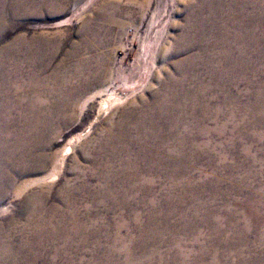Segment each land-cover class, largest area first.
<instances>
[{"label": "rangeland", "instance_id": "obj_1", "mask_svg": "<svg viewBox=\"0 0 264 264\" xmlns=\"http://www.w3.org/2000/svg\"><path fill=\"white\" fill-rule=\"evenodd\" d=\"M7 1H5L6 4L4 3L5 6ZM37 1L43 5H51L54 10L51 8V13L43 10L37 14L21 15L16 21H12L9 10L3 9L6 20H4V30L0 34V55L7 52V48L11 47L17 39L25 37L23 44L15 46L14 50L22 51L17 63L21 64V71L26 75L30 67L26 63L28 61L26 54L23 53L26 51L25 46L30 45L28 49H36L37 46L34 47L33 44H40L44 57L43 67L38 68L45 81L37 92L42 96L40 112L38 111L36 115L30 114L27 110L29 102L26 99L25 102L23 101L24 107L14 110L13 117L34 116L36 119L52 122L51 125L41 129L47 138L46 147L42 150L45 161L40 166L41 169L32 175L14 176V189L3 194L4 197L0 201V235L4 241L10 240L5 242L7 247L11 248L10 250L16 248L24 237L31 235L23 231L25 220L21 212L35 204L44 205L47 211L53 204L59 203L60 192L71 188L77 205L75 219L73 220L72 216L65 218L68 227H76L74 230L76 233L70 238V243L73 245L71 254L61 256L54 262L51 261L52 248L47 247L42 250L43 256L37 261H31V253H23L17 264H94V253L98 258L96 264H127L125 258L127 251H130L139 262L143 256L141 246L146 245V234L140 227L132 224L118 226L121 220H125L126 223L130 221L129 211L124 208L108 210L109 205L102 197L103 193L98 192L103 184L100 185L96 178L98 172L94 161L95 158L100 159L96 153L110 133L119 132L117 128L120 125L128 123L129 126H133L138 122V113L148 109V105L152 102V95L159 88L160 82L165 80L168 73L175 75L173 69L175 64L188 57L197 56V49L183 52L180 43L190 19V13H197L203 7L202 3L205 0H59L56 3L58 6L48 4V0H29L28 6L35 5ZM51 54L53 57H50ZM250 55L253 62L255 61L254 64L259 68L262 67L259 65L255 52ZM50 58L54 60L51 61ZM90 60L92 65L88 72L92 78L79 84L76 79L78 64L81 61L89 62ZM55 75L60 77L61 82L53 81ZM205 79L209 81L208 77ZM253 80L257 83L256 85L264 84V76L258 75ZM246 89L245 84H242L238 90H233L234 94L241 93L239 103L242 107L252 104V99L246 94L243 95L247 92ZM13 94L12 105L13 103L15 105L19 95L23 94L16 90ZM92 94L97 95L88 101V97ZM57 95L62 96L63 101L59 102ZM101 102H109L110 106L101 109ZM223 115L219 118L221 119L219 122L226 123L228 131L224 137L215 136L212 143V145L223 143L222 148L216 146V149H212L214 152L212 159L217 171L206 165L205 158L201 157L188 175L192 182H196L195 185L191 188L188 185H182V188L177 189L176 192L180 194L183 190L187 191L181 201L183 211L188 213L198 212L199 205L208 202L215 212L213 221L220 219L223 222L221 229L225 232L230 231L229 227L224 226L227 220L223 211L225 208L235 212V222L241 231L246 229L249 219L245 210L231 204L233 199L239 203L256 202L255 206L262 213L263 220L258 229L255 227L252 232H249L246 243L248 248L256 249L254 257L252 256L256 258V262L249 258V263L264 264V253L260 255L263 252L262 246L256 247L257 238L264 230V207H259L257 203L258 199L264 202V126L255 125V117L248 112H236L233 119H228V113ZM131 117L133 119H130ZM69 118L71 120H68ZM244 118L247 124L243 128L240 127L243 132L234 136L235 127L241 126ZM36 124L39 126L38 122ZM37 130L33 129V132L36 133ZM132 134L135 135L136 132ZM79 136L82 138L73 145L74 153L66 158L58 180L42 183L41 180L57 168L69 140ZM231 140L234 142L233 145L230 143ZM101 157L107 158L103 154ZM115 168L117 169V166ZM162 181V179L157 180L155 185L158 191L156 199L159 201L162 199L160 192L163 186ZM201 181L207 182L209 186L203 187ZM33 182L37 183L33 184ZM84 182H88L86 185H89V189L87 187L79 191ZM42 190L47 192L39 194L38 192ZM213 194L218 196H212ZM136 201H140L138 197ZM140 211L146 223L148 212L141 208ZM172 216L169 219L172 225L181 220L180 214H176L177 217ZM116 226L120 229L119 231H116ZM149 228L157 230L160 238L165 235L167 242H160L161 244L157 245L165 258V264H174L169 261L177 248L176 244L180 243L181 239H186L182 246L189 251L188 258L192 262L195 260L194 254H197L200 248L207 249L209 253L205 257V264L213 261L215 252H224L221 237L215 239L211 247L206 245L209 239L216 235L209 226L201 225L198 229L190 230L185 237L179 227L178 230L172 227L169 232V229L162 228L161 224L152 223ZM116 239L117 242H115ZM80 244L85 248L76 255V247ZM64 246L65 243L62 240L54 244V248ZM113 246L118 252L106 259L108 250ZM224 257L225 264H236L232 261V257L228 255ZM3 264H13L12 259H5Z\"/></svg>", "mask_w": 264, "mask_h": 264}, {"label": "bare ground", "instance_id": "obj_2", "mask_svg": "<svg viewBox=\"0 0 264 264\" xmlns=\"http://www.w3.org/2000/svg\"><path fill=\"white\" fill-rule=\"evenodd\" d=\"M5 1L0 0V34L4 30V20H6V13L3 11L5 8L9 10L12 21H16L21 15L37 14L43 10L48 13L52 12L51 5H43L38 1L33 6H28L29 0H8L6 6L4 5ZM58 1L48 0V4L55 6ZM202 5L203 7L197 13H190V19L180 43L183 52L197 49V56L178 61L179 63L173 67L175 75L168 73L165 80L160 82L159 88L152 95V102L148 105V109L138 113V122L133 126H129L128 123L120 125L117 128L119 132L117 134L110 133L96 153L100 158H95L94 161L98 172L96 178L100 185L103 184L98 192L103 193L102 197L109 205L108 210L124 208L129 211L130 221L126 223L125 220H121L118 226L132 224L140 227L146 234V245L141 246L143 256L140 261H136L133 254L127 251L125 253L127 264H165V258L161 255L157 245L160 242H167V240L164 238L165 235L160 238L157 230L149 228L152 223L161 224L162 228L169 229V232L172 227L177 230L179 227L184 237L190 230L198 229L201 225L211 227L216 235L211 237L206 245L211 247L215 239L221 237L224 252H213V261L209 264H225L223 262L225 255L232 257V261L236 264H250L249 258L256 262V258H253L256 249L248 248L246 243L249 232H252L255 227H259L263 220L262 213L255 206L256 202L239 203L236 199L231 201V204L247 213L249 219H246L248 223H246L247 227L244 231L237 228L235 212L221 208L227 217L224 226L229 227L230 230L225 232L221 229L223 222L220 219L213 221L215 212L208 202L201 203L198 212L188 213L183 211L181 201L187 191L183 190L180 194L176 192L177 189L182 188V185H188L190 188L195 185L196 182H192L188 175L201 157L205 158L206 165L216 170L214 159H212L214 153L212 149H216V146L222 148L223 143H216V145H212V143L215 136L224 137L228 131L227 124L219 122L221 120L219 118L224 113H228V119H233L236 112H248L249 115L255 117V125L264 126V84L256 85L257 83L253 80L258 75L264 76V0H205ZM52 9L54 10V8ZM24 39L25 37L17 39L12 46L10 45L11 47L7 48V52L0 55V201L4 197V193L14 189V176L32 175L41 169L40 166L45 161L42 150L46 147L47 139L41 129L51 125L52 122L36 119L34 116L29 118L26 116L25 118L24 116L13 117L14 110L24 107L23 101L25 102L26 99L29 102L27 104L29 113L38 114L42 96L37 92L45 84L39 69L44 57L40 44H33L34 47L37 46L35 47L37 50L28 49L30 45L26 44L27 46H25L26 51L23 53L26 54L28 59L26 63L30 67L26 75L21 71V64L17 63L18 56L22 51H16L14 48L20 45ZM254 52L259 65L262 66L260 68L251 59L250 54ZM50 57H53L52 54ZM91 63L90 60L89 62L81 61L78 64L76 79L79 84L91 80L92 77L88 72ZM205 77H208L209 81ZM53 81L61 82L57 75ZM242 84H245L247 88V92L243 95L246 94L252 99V104H247L245 107L239 103L241 93H233V90H238ZM15 90L16 92L21 91L23 95H21L22 97L19 95L18 102L16 101L17 103L12 105V96ZM96 95H90L88 101L95 98ZM67 96L71 97V95ZM57 99L59 102L63 101L62 96L57 95ZM100 104L101 109L110 106L109 102ZM63 107H66L65 104ZM37 122L39 126L36 124ZM241 123V126L235 127L234 136L243 132L241 130L247 124L245 118ZM240 127L242 128L240 129ZM33 129L35 131L38 129V132L34 133ZM132 132H136V134L133 135ZM81 138L82 136L73 137L69 140L57 168L48 177L40 179L42 183L58 180L59 172L65 166L66 158L74 153L73 145ZM232 140L230 141L231 145L234 144ZM102 154L107 158L101 157ZM202 154L203 156H201ZM160 179L163 180V186L160 191L162 199L159 201L156 199L158 191L155 185L156 181ZM36 183L33 182V184ZM87 183L78 187L79 191L85 190L87 187L89 189ZM201 183L203 187L209 186L207 182L201 181ZM46 192L42 190L38 193L45 194ZM73 195L74 191L67 188L59 193V203L53 204L51 209L46 211L44 205L35 204L23 210L21 212L25 220L23 231L29 232L31 235L27 238L24 237L21 243L12 250L6 244L10 240L4 241L0 235V264H3L5 259H12V263L17 264L23 253H31V261L35 262L43 256L42 250L47 247L52 248L51 261L54 262L61 256L71 254L73 245L70 243V238L76 233L74 231L76 227H68L65 218L72 216L74 220L76 217L77 205ZM214 195L218 196L217 194L212 196ZM137 197L139 202L136 201ZM257 203L259 207H264L262 200L258 199ZM140 208L148 212L146 223L143 221ZM176 214H180L181 220L172 225L169 219ZM119 230L116 226V231ZM58 240H62L65 246L54 248V244ZM181 240L176 244L177 248L169 262L205 264V257L207 254L209 255L207 249L200 248L197 254H194L195 260L192 262L188 258L190 257L189 251H186L182 246L186 239ZM117 241L116 239L115 242ZM258 246H262L263 252L260 254L262 256L264 253V230L257 238L256 247ZM84 248L82 244L77 245L76 255H79ZM116 252H118L116 247H111L106 259ZM94 255V264H96L98 258L97 254L94 253Z\"/></svg>", "mask_w": 264, "mask_h": 264}]
</instances>
